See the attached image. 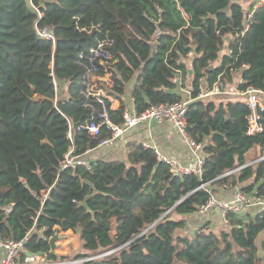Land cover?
<instances>
[{"label": "trees", "instance_id": "obj_1", "mask_svg": "<svg viewBox=\"0 0 264 264\" xmlns=\"http://www.w3.org/2000/svg\"><path fill=\"white\" fill-rule=\"evenodd\" d=\"M253 2L244 8L232 0H31L39 17L28 0H0V238L29 235L26 250L48 262L264 264L255 243L264 212H230L217 231L205 223L182 233L185 217L220 189L264 194V160L249 157L252 150L254 159L264 156V113L261 131L249 134L250 110L241 98L196 100L217 82L230 87L235 76L239 91H264V5L242 34ZM90 26L97 29L81 31ZM43 28L54 44L37 35ZM104 38L113 40L117 60L108 93L120 106L111 110L105 100L115 125L128 108L126 88L140 114L182 101L179 91L191 78L186 132L203 144L201 178L173 175L135 141L125 144L124 161L60 169L70 148L82 156L110 137L106 127L94 138L82 128L92 116L100 122L102 107L93 100L92 109L85 106L78 65ZM59 232L77 234L82 251L72 258L51 253L48 242Z\"/></svg>", "mask_w": 264, "mask_h": 264}, {"label": "built area", "instance_id": "obj_2", "mask_svg": "<svg viewBox=\"0 0 264 264\" xmlns=\"http://www.w3.org/2000/svg\"><path fill=\"white\" fill-rule=\"evenodd\" d=\"M30 6L39 14L38 10L32 5L31 0H28ZM264 5V0H254L252 8L246 11V25L244 32L249 29L252 22V17L255 12ZM97 29L94 26L81 29L86 33H90ZM37 35L45 40H49L54 44V37L50 31L46 28L36 29ZM114 42L111 39L104 38L98 40L95 45L88 49V52L79 56L78 65L83 69L82 76V96L85 100V106L92 109L89 104L90 100L95 101L102 107V113L99 115L100 122L96 123L94 116L90 118L84 127V130L91 137H97L100 134L101 127H106L110 131V137L103 140L97 148H107L114 143L124 140L130 135V133L139 127H143L152 122L168 121L179 133L183 143L190 151L191 159L187 163H180L173 159H169L166 156L160 154L155 147H149L148 145H142L144 148H151L160 162L165 163L170 172L175 176H195L202 177V169L204 165V156L202 154L203 144L194 142L186 132V120L185 115L190 103L194 100L191 99V89H187L185 94L187 99H183L178 103L172 105L159 104L147 108L144 112L136 114L133 109H126L123 113V122L119 125L113 124L108 116V112L105 105V100L109 102V109L117 110L120 106V101L115 96H112L108 91L113 87L112 70L117 60L113 58L112 48ZM189 56H191L189 54ZM56 88V82L54 81ZM110 88L106 92V88ZM220 95L235 96L241 98V100L247 105L250 110L249 122V134H254L261 131L258 121L260 118V112L264 113V91L248 88L246 91L241 92L238 90V86L229 89L221 82H217L210 90L202 89L196 100H206L209 98L217 97ZM69 140H71L70 130L67 134ZM92 150H88L82 156H75L73 149L70 148L63 160L60 162V169L76 170L79 167L89 168V161L86 159V155ZM264 160V156L256 159L253 162ZM252 164V163H250ZM228 175V174H227ZM226 176V175H225ZM207 184H202L201 188ZM47 194L44 195L43 201ZM256 209L257 213L264 212V194L262 196L245 195L238 189L233 194V197L229 200H219L214 195H210L208 201L199 207L198 213L205 214L212 210H218L221 213L224 222L228 213L242 214L248 211ZM29 235L23 240L14 242L8 239L0 238V252L2 257L0 264H84L87 261L94 258L87 259H70L48 262L42 260L38 256L28 257L26 254L30 253L26 250V244L28 243ZM22 254L24 257L22 258Z\"/></svg>", "mask_w": 264, "mask_h": 264}, {"label": "crops", "instance_id": "obj_3", "mask_svg": "<svg viewBox=\"0 0 264 264\" xmlns=\"http://www.w3.org/2000/svg\"><path fill=\"white\" fill-rule=\"evenodd\" d=\"M239 83H241V81H240V78L238 76L237 79L234 80L232 85L230 87H228V86L227 87L229 89H232L234 87H237L239 85ZM228 97H230V96H228ZM128 98H129V100L127 99L128 103H129L128 104V109H133L132 99L130 98V96H128ZM185 99H187V98H185ZM142 132H144V134L146 136V142L145 143L143 141L138 142V138H140L139 137L140 134H143ZM131 135L132 136H136V137H133V139H131L130 141H135V142H137V143H139L141 145L145 144V145H148L149 147H155V148H157V150L160 152L161 155L166 156L169 159H173V160L178 161L180 163H187L191 159V155H190L189 149L183 143L179 133L172 126V124L169 123L168 121L152 122V123L147 124V125H145L143 127H139L137 129H134L130 133L129 136H131ZM122 141L116 142L112 146L107 147V148H112L113 146H117L118 147L121 144ZM99 149H101V148H96V149L92 150L89 154L86 155V159L89 162L95 161V160H104V161H110V160L124 161L125 160V154H126L125 153V148L123 149L122 152H120V151L117 152V150L114 149L108 155H106V157L104 159H97L96 157H97L98 154L96 153V151L99 150ZM103 149H106V148H103ZM254 153H255V151H253V150L250 151L249 152V157H250V154L252 155ZM118 154H120L122 156L116 158L115 155L117 156ZM235 192H236V189H233V190H230V191H226V192L223 193V195H224L223 197L226 200L227 199H231ZM248 213L255 215L257 213V211H256V209H254V210L252 209L251 211H248ZM188 217H192V216H188ZM210 217L211 218L207 219V220L209 222H211L210 223V227L212 229L215 228L214 224H213V221H216V222L220 223L222 225V227H224L225 223H224L222 217L216 212V210L212 211ZM219 217H221L220 219H222V221L219 219ZM185 219H186V224H185V228H184L183 232L186 233V234L191 235V234H193L195 232V230H192L190 228L191 226H190V224L188 222L187 217H185ZM61 233H66V232H61ZM255 243L258 246L260 252L264 254V252H263L264 231L258 235ZM61 256H66V255H61ZM1 257H2V253L0 252V260H1ZM40 258L42 260L43 259L46 260V258L43 257L42 255L40 256ZM60 261H62V260H60Z\"/></svg>", "mask_w": 264, "mask_h": 264}, {"label": "rangeland", "instance_id": "obj_4", "mask_svg": "<svg viewBox=\"0 0 264 264\" xmlns=\"http://www.w3.org/2000/svg\"><path fill=\"white\" fill-rule=\"evenodd\" d=\"M233 2H237V3H241L243 5L244 8L247 7V4L249 2H251L252 0H232ZM189 69V68H188ZM189 73V72H188ZM237 79V76L234 77V80ZM190 81H191V78L189 77L188 80L184 79V88L183 89H180L179 93L183 94L184 96V99L187 98L186 94H185V91L188 89V86L190 84ZM110 88H106V92L109 90ZM129 96V89L126 88V91H125V94H124V103L126 104V106L128 107V101L127 99L129 100L128 98ZM205 101V100H203ZM143 134H140V138H138V142L140 141H143L144 143L146 142V136L144 134V132H142ZM132 136V135H131ZM129 136V137H126L122 142L121 144L117 147V146H113L112 148H106V149H99L96 151V154L97 155V159H104L106 157V155H108L111 151H113L114 149L120 152L123 151V149L125 148V143L130 141L131 139H133V137H136V136ZM116 147V148H115ZM112 149V150H111ZM122 155L118 154L117 156L115 155L116 158L118 157H121ZM256 157V153L254 154H250V160L252 159L253 161H255L256 159H254ZM231 189H227V190H221L220 189V192L219 194H217L215 197L218 198L219 200H222V201H225L226 199L223 197V193L226 192V191H230ZM229 200V199H227ZM214 211V210H212ZM212 211L208 212V213H205V214H199V213H196L194 216L192 217H187L188 219V222L190 224V228L192 230H196L197 228H199L200 226L204 225L205 223H211L209 222L207 219H210L211 217V213ZM216 212L222 217L221 213H219L218 210H216ZM219 217V219L221 218ZM223 219V218H222ZM222 219H220L222 221ZM224 221V219H223ZM226 223V222H224ZM213 224H214V227L213 228L214 230H218L219 228L222 227V225L216 221H213ZM184 233V232H182ZM55 237H57L56 241H55V251L53 252L54 254L57 255V257H60L61 255H66L67 258H72V257H75L76 255H78V253H80L82 250H81V244L78 240V235L75 234V233H71V232H67V233H61L59 232ZM263 252H264V247H263ZM65 260H70V259H65ZM58 261H60V259H58Z\"/></svg>", "mask_w": 264, "mask_h": 264}, {"label": "water", "instance_id": "obj_5", "mask_svg": "<svg viewBox=\"0 0 264 264\" xmlns=\"http://www.w3.org/2000/svg\"><path fill=\"white\" fill-rule=\"evenodd\" d=\"M46 198H49V192H48V194H47V196H46ZM43 236V234L41 233L40 234V237H42ZM56 239H57V237H54V238H52V239H50L49 240V245H50V252L51 253H53L54 252V250H55V241H56ZM28 257H33V256H38V257H40L42 254L41 253H27L26 254Z\"/></svg>", "mask_w": 264, "mask_h": 264}]
</instances>
